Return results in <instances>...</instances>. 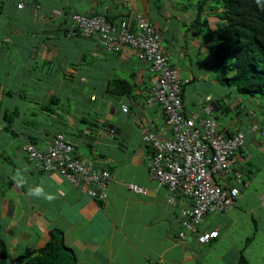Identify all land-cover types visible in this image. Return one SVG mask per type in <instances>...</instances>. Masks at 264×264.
<instances>
[{
  "label": "crops",
  "instance_id": "0c3cea01",
  "mask_svg": "<svg viewBox=\"0 0 264 264\" xmlns=\"http://www.w3.org/2000/svg\"><path fill=\"white\" fill-rule=\"evenodd\" d=\"M75 4V0H59L58 4L40 0L36 7L17 9L9 5V0H0V191H4L0 198V235L6 244L8 264H14L26 249L44 247L52 230L62 233L65 245L76 253L77 264H239L241 251L246 263L252 264V242L256 236L264 238V209L258 203L264 190H258L254 179L248 180L246 189L240 191V197L228 211L230 215L210 219L211 215H207L199 233L218 232L207 244L198 243V233L187 234L184 241L180 240V212L190 203L179 197L173 206L168 205L167 189L146 172L149 149L140 141V134L162 126L160 110L144 104L149 83L146 67L128 47H122L119 53H107L92 39L74 42L66 33L68 15L73 11L88 17L97 10L94 12L91 7L79 12ZM125 4L129 8L123 7L128 11L106 9V17L110 13L109 17L116 16L117 21L137 11L135 0H126ZM65 8L70 9L66 16L60 14ZM164 23L157 22L167 45L164 50L189 70L194 65L193 59L205 51L202 42L178 27L170 33ZM55 31L59 34L54 35ZM68 35L71 37L67 38ZM86 56L91 58L89 62ZM78 60L82 62L80 68L75 67ZM200 76L197 83L200 86L194 89L193 83L190 90L185 89L188 111L194 110L192 106L198 105L205 94L210 95L209 87L215 88V82L208 83L203 72ZM131 77L133 96L129 98L128 111L123 113L119 102L104 99V92L108 81ZM190 78L192 74L185 80ZM87 85L96 90L90 96L96 97L94 102L99 99L97 107L89 112H85L86 107L85 111L64 112L69 98L77 95L76 89ZM21 96L22 106H18ZM51 97L58 99L51 103ZM25 101L38 106L32 118ZM239 101L236 99L235 103ZM7 111L13 116L10 127L2 120ZM105 124L115 129L114 134L103 130ZM236 129L233 122L219 127L221 132L230 134ZM55 132L73 145L79 160L90 161L95 168L110 173L112 179L105 189V200H91L61 176L42 174L25 161L23 147L28 137L37 139L43 150ZM259 143L264 144V139H249L240 163L252 158L248 147L263 155L264 147ZM25 167L28 171H24ZM17 170H20L17 179L26 181L22 187H17L12 179ZM132 183L144 187L147 193H131L127 185ZM37 186L45 194L52 192L55 199L49 203L44 196H29V188ZM16 215L20 219L11 225L12 234L6 229L5 219L15 220ZM253 234L254 239L246 243ZM15 244L20 248L18 255L11 258Z\"/></svg>",
  "mask_w": 264,
  "mask_h": 264
},
{
  "label": "trees",
  "instance_id": "16d2710c",
  "mask_svg": "<svg viewBox=\"0 0 264 264\" xmlns=\"http://www.w3.org/2000/svg\"><path fill=\"white\" fill-rule=\"evenodd\" d=\"M39 1L40 0H17V2L14 1V7H16L17 3L22 5V7L19 9L28 8V6L36 7L35 3ZM91 1L93 2V4L94 3L97 4L98 2H100L98 0H91ZM109 1L114 2L115 0H109ZM141 1H143V3L146 4L147 6L146 10L148 11V13L150 12L149 15L147 13L144 15L141 13V11L139 12V10H137L138 12L137 11L134 12L131 16L137 15L141 19L146 20L149 23V25L152 27L154 31L153 32L154 35L158 36L160 47L164 52L163 55L165 57L164 62L169 69H174L175 67H178L180 71L181 66H179V62L178 63L176 62L177 61L176 58H173L172 57L173 55L169 51L164 50V48L167 47H163V44L165 43H163V39L161 37L159 27L155 26V23L157 24V22L164 21L166 22L164 24L168 26L170 33L171 31H173L175 28L178 27L182 29L183 32L189 34L192 38H195L202 42L205 51L201 55H198L197 58L195 57L193 60L196 59L195 65L198 66L196 67L197 71H199L198 73L200 74V72H203L205 77H207L208 75L207 73H205L206 70H208L207 69L208 65L205 61H200L201 59H199V57L204 55L209 57L212 61L213 67L215 69V75L213 76L214 79L212 80V82H215V88H211V87L209 88L215 89L216 91V92L215 91L210 92V97H211L210 103L214 104V110L212 111L211 116L204 115L202 109L203 107L207 106L209 102H206L203 99L199 101L198 105L195 103L196 105L194 104L192 106L195 107L194 110L188 111L186 109L185 107L186 102L184 97L186 92L185 89L187 88V86L191 85L196 78L194 75H192V78H190L189 80L182 79L180 77V72H179L178 96L181 102V106L183 108L182 116L188 118L193 114L198 113L199 117L194 121L195 126L198 124V122L202 120L211 119L213 122L216 123L215 133L219 134L222 133L219 130L220 126L217 123L219 115L228 116L232 112V117L229 119L231 120V122L234 123L237 129L231 134L228 132H223V134L228 139L234 138L239 134L242 137V143L238 145L229 155L231 163L228 169L225 170V174L221 175L220 178H218V180L219 179L223 180L222 182L228 184L230 187L236 186L238 187L237 189L239 190V192L240 191L243 192L246 189L245 187L247 185L248 180L250 182L252 179L256 178L255 173H253V171L249 168V166L251 165V160H253V157L257 156L264 161V157H263L264 152L263 155H259L258 152L253 151L254 149L252 147H248L247 152L253 153L252 158L249 160V162L240 163L242 158L246 155V148L249 139H258V140L264 139V120H263L264 116L260 115L262 120L258 118V116H256L257 113H255V111H253L248 106V104L250 103L249 102L244 103V101L240 99V97H249L253 99L255 98L257 100L264 99V0H187L188 1L187 4L182 5V9L176 8L174 10L178 14H179L178 11L184 13L183 14L184 16H181L179 18L177 17V15L173 13V11L171 12V10L174 9L173 8L174 3L165 4V2H162L161 0H141ZM166 7H170V10H168L169 13H167ZM69 10L70 9L65 8L63 12H60V14L66 16V12H69ZM126 10L127 9H125L124 11ZM130 10H132V8ZM151 10H152V14H151ZM72 13L75 12L72 11ZM129 15L130 14L125 15V17H128ZM68 16L69 17L67 18H68L69 26L66 33L72 36L74 42H77V40L80 39L81 40L92 39L95 41V44H97V46L100 49L104 50L107 53L120 52L119 50H117L118 48L116 49L117 51L105 50L100 45L99 41H97L95 38L84 37L82 30L79 29V27L77 26L74 27L73 23H71V16L73 15L69 14ZM95 16H98L97 12L93 15L88 16V18H92ZM116 18H117L116 16L113 18L105 16V19L109 22H112V24H116L119 22V21H115ZM105 19L104 22H106ZM212 19L216 20L215 27L213 29L211 25ZM124 20L119 22L118 26H120V24ZM172 20L175 21L174 25L172 24ZM135 24L136 21H133V23L130 24L129 26L130 32L133 33L135 32L133 26ZM59 32L61 33V30ZM53 33L54 35L59 34L56 31ZM71 36L68 35L67 38ZM124 46L128 47L131 50H134L129 43H124ZM165 46L167 45L165 44ZM133 52L136 55L137 59L146 67L145 71L148 75L149 83L144 93V104L147 106H155L160 110L162 115V126L158 129L160 130L166 127L167 117L165 116L166 110L163 109L162 105L154 104L150 102V99L152 98V94L150 93L151 90L150 80L154 76L153 72H150L151 62L146 61L145 59L144 60L140 59L137 56L136 51ZM59 53L61 54L62 52ZM81 63L82 62L78 60L77 65H75V67L80 68V66L82 65ZM132 77L127 80L116 78L108 81V89H106V91L104 92V99L114 100L119 102V105L121 104L120 105L121 112H123V108H126V112L128 111L127 104L129 98L133 96L131 93L132 92L131 90L134 88ZM208 83H211V81H209ZM223 90L225 91L223 92ZM204 96H207V94H205ZM56 98L57 97H51L49 102L52 103L54 99L56 100ZM95 99L96 97L94 95L89 96L90 102L93 103ZM236 99H240V101L235 103ZM245 106L248 107V111L245 110ZM240 116L242 117L244 116L245 120L242 121ZM12 119L13 116L9 114L8 111L3 115L2 118V120L7 125V127H10L12 123ZM46 123H48L49 125L48 121ZM6 129H7V133L10 134L11 132L10 128H6ZM103 130L106 133L112 135L114 134L115 129L113 130V128H111L109 124H105L103 125ZM148 131L153 132L152 130L149 129ZM57 134L62 135L60 132H55L51 134L50 144L47 146V148L53 144V140ZM142 136L143 134L141 133L140 141L143 143V145L148 147L149 149L148 159H149L154 155L155 150L151 147L150 144L146 143L142 139ZM27 140L28 142H26L23 147L25 161L28 164L33 165L42 174L43 173L55 174V172L48 173V171L47 172L41 171L36 166L37 161L34 159L30 160L29 154L25 149L27 145H31L35 150L40 152H44L47 148L42 150L39 148V146L37 147L38 141L35 138L28 137ZM65 141L68 142V140ZM260 146L264 147V144H260ZM211 152L212 151L209 149L208 153ZM147 161L145 163V166L147 164ZM243 169H245V171ZM263 169H264V162L262 163L261 169H257V170L255 169L256 170L255 172L262 173L264 172L262 171ZM146 172L149 176V172L147 168H146ZM235 179L239 180V184L236 185V183H234ZM218 184L220 185V182H218ZM133 185H137V184H133ZM163 186L167 189L165 185ZM3 195H4V191L2 192L0 191V198L1 196L3 197ZM136 195H140V194H136ZM179 197L180 196L176 198ZM224 212H219V213H224ZM254 236L255 234L251 235L246 239L245 242L246 243L251 242L254 239ZM7 257H8V252L6 249V244L0 235V264H8ZM14 264H77V263H76L75 253L71 248L65 245L63 241L62 233L57 230H52L49 232V240L46 242L44 247L40 249H26L22 255L18 256L15 259ZM239 264H247L242 251L239 256Z\"/></svg>",
  "mask_w": 264,
  "mask_h": 264
},
{
  "label": "built area",
  "instance_id": "2783aa9c",
  "mask_svg": "<svg viewBox=\"0 0 264 264\" xmlns=\"http://www.w3.org/2000/svg\"><path fill=\"white\" fill-rule=\"evenodd\" d=\"M134 21L133 33L129 31L132 19H126L118 26L121 21L116 24L104 22L100 15L92 18L71 16L73 26L79 27L84 37L95 38L105 50L117 51L120 44L129 43L140 59L151 62L150 72L154 76L150 80V102L162 105L167 120L165 128L142 132V139L155 150L146 168L151 179L167 187L168 205L173 206L178 196L190 203L180 212L182 231L178 234L179 239L184 241L187 234L198 233V241L207 243L217 236V232L199 233L205 216L230 210L240 195L238 187H230L226 183L219 185L215 178L225 174L231 163L229 155L242 143V137L238 134L228 139L223 133H215L216 123L211 119L202 120L195 126L198 113L188 118L182 116L183 108L178 96L179 68L166 66L158 36L154 35L149 23L138 16ZM203 100L209 104L203 107L202 112L211 116L214 110L211 97L204 96ZM25 149L30 160L37 161L36 166L41 171L55 172L89 199L105 200V189L112 179L110 173L94 168L90 161L79 160L73 145L62 135L57 134L53 144L44 152L31 145ZM209 149L211 153H208ZM234 183L237 185L239 180L235 179ZM127 187L136 194L147 193L137 185L128 184ZM260 201L264 207V196Z\"/></svg>",
  "mask_w": 264,
  "mask_h": 264
},
{
  "label": "rangeland",
  "instance_id": "374dc122",
  "mask_svg": "<svg viewBox=\"0 0 264 264\" xmlns=\"http://www.w3.org/2000/svg\"><path fill=\"white\" fill-rule=\"evenodd\" d=\"M54 4H58V2H59V0H51ZM76 2H77V4H75V9L77 10V11H79V12H85V11H87L89 8H91L92 7V9L94 10V12H95V9H97L96 10V12L97 13H103V14H105L106 13V9L107 10H116V11H124L125 10V8H123V6H125V7H127V8H129V6L128 5H126L125 4V1L126 0H115L114 2L113 1H109V0H98V1H100V2H98L97 4H93V2L91 1V0H75ZM162 2H165V4L166 3H168V4H170V3H174V5H173V10H171V12L173 11V13L175 14V15H177V17L179 18V17H181V16H184L183 14L184 13H182V12H180V11H178L179 12V14L178 13H176L174 10L177 8V9H182V5H185V4H187V0H161ZM7 2V1H6ZM189 2H191V1H189ZM9 5L11 6V7H14V1L13 0H9ZM190 5V4H189ZM136 7H137V10H139V12L141 11V13L142 14H146V8H147V6H146V4L145 3H143V1H141V0H136ZM168 10H170V7H166V11H167V13H169L168 12ZM170 12V13H171ZM190 12V11H189ZM148 15H149V13H147ZM151 14H152V10H151ZM81 16V15H80ZM104 16H106V14L104 15ZM109 16H111V14L109 13V15L107 16V17H109ZM19 20H21V18L19 19ZM24 20V19H23ZM216 20H211V25H212V27H215V22ZM172 24L174 25L175 24V21L174 20H172ZM155 26H157V24L155 23ZM165 45L163 44V47H164ZM86 61L87 62H89L90 60H91V58L90 57H88V56H86ZM199 59H201L200 61H205L206 63H207V69L208 70H206V72L205 73H207L208 75H207V77H206V80L207 81H211L212 82V80L214 79V75H215V69H214V67H213V64H212V61H211V59L209 58V57H207V56H201V57H199ZM196 60V59H195ZM195 60H194V65L192 64V66H191V68L189 69V70H187V69H185L182 65H179V66H181L180 67V77L182 78V79H185L186 77H189L190 76V74H192V75H194L195 76V82H193V83H195V87H194V89H196V86L197 85H199V84H197L198 83V80H199V78L201 77L200 76V74L198 73L199 71H197V69H196V67H198V66H196L195 65ZM210 65V66H209ZM196 66V67H195ZM210 67H213V68H210ZM200 70H203V69H200ZM204 79H205V77H204ZM192 83V84H193ZM191 84V85H192ZM191 85H189V86H187V90H190V88H191ZM200 86V85H199ZM83 89V90H82ZM82 89H76V96H74V98L73 99H71V98H69V104H68V109L67 110H64V112L66 111V112H74V110H81V111H85L84 109H85V107L87 108V111H85V112H89V109H93L94 107H97V105H98V103H99V99H97V101L96 102H94V103H90L89 102V96H90V94L92 93V92H96V90L95 91H93V89H92V86L91 85H87V86H85V87H82ZM221 89H223V88H221ZM226 90V89H225ZM225 90H223V92L225 91ZM83 91H84V95L85 96H83ZM213 91V89H209V93L210 92H212ZM216 92V91H215ZM223 92H221V93H223ZM26 97V100H29L30 99V96H25ZM240 99L242 100V101H244V103H247V102H252V104L250 103V104H248V106L253 110V111H255V113H257V115L256 116H258V118H261L260 117V115L261 116H264V99L262 100V99H259V100H257V99H255L254 98V100H253V98H249V97H240ZM19 101L17 102V104H18V106H22L21 104H20V100H23V96H21L19 99H18ZM0 101H2V100H0ZM256 101V102H255ZM21 102H23V101H21ZM27 103V101H25V104ZM247 105V104H246ZM62 106H67V105H62ZM26 107H27V109H28V111L29 112H27L29 115H30V117L29 118H32L33 117V115H32V113L33 112H35V110L38 108V106L37 105H35L33 102L31 103L30 101L26 104ZM51 110H55V107H51ZM97 110H98V108H97ZM245 110H247L248 111V107L247 106H245ZM250 110V109H249ZM28 114H26V115H28ZM92 115V114H91ZM232 117V112L228 115V116H224V115H219V118H218V124H219V126L220 127H225V126H227V124H229L230 122H231V120L229 119V118H231ZM86 118L89 120L90 119V117H88V116H86ZM94 118V117H93ZM93 118H92V120H93ZM240 118H241V120L242 121H244L245 120V117L243 116H240ZM28 121V120H27ZM62 121V120H61ZM90 121V120H89ZM61 124H62V122H60ZM39 146V148L41 147V145H38V142H37V147ZM264 161L262 160V159H260L259 157H257V156H254L253 157V160H251V165L249 166V168L253 171V173H255V179H254V183L258 186V190L259 191H262V190H264V172H262V173H257V172H255L257 169H261V166H262V163H263ZM248 167V166H247ZM256 169V170H255ZM244 171H245V169H243ZM243 171V172H244ZM262 171H264V169L262 170ZM57 175V174H56ZM255 184H252L251 185V188L252 189H255L256 187V185ZM251 192V189H249V193ZM248 193V194H249ZM46 195H50V196H52V199H55L54 197H53V194H52V192H48ZM44 199H46V198H44ZM49 203L51 202V200H48V199H46ZM236 211V208L233 210V212H235ZM229 212H224V213H213V214H207L208 216L209 215H211L210 217H208V219H210L211 217H215V216H220V215H225V214H228ZM207 215L205 216V217H207ZM229 215H230V213H229ZM20 218H18V215H16V217H15V220H12V221H7L6 219H5V223H6V229L7 230H9L10 229V231H11V233L13 234L14 233V230H13V228H12V224H14L16 221H18ZM15 225H17V224H15ZM235 226H237V225H235ZM231 230H233V231H235V228H231ZM237 241V240H236ZM238 242V241H237ZM253 243V257L251 258V263L252 264H264V238L263 237H261L260 235L259 236H256V238H255V240L252 242ZM261 247H262V249H261ZM12 248H13V250H12V256L11 255H9L11 258H15L16 257V255H18V251H19V246L17 245V244H15V245H13L12 246ZM75 253V252H74ZM75 255H76V253H75ZM261 257V258H260Z\"/></svg>",
  "mask_w": 264,
  "mask_h": 264
},
{
  "label": "clouds",
  "instance_id": "9594fccd",
  "mask_svg": "<svg viewBox=\"0 0 264 264\" xmlns=\"http://www.w3.org/2000/svg\"><path fill=\"white\" fill-rule=\"evenodd\" d=\"M17 5H18V3H17ZM17 5H16V8L17 9H19L18 7H17ZM72 15H78L77 13H71ZM98 15H100V16H102L104 19H105V16L104 15H101V14H98ZM132 14H130L128 17H125L124 16V18H121V19H118L117 21H122V20H126V19H132L133 21H134V19L136 18V16H131ZM106 20V19H105ZM107 21V20H106ZM107 22H109V21H107ZM109 23H112V22H109ZM207 96H210V95H207ZM202 99H203V97H202ZM213 105V107H214V104H212ZM223 133V132H222ZM24 171H28V169H27V167H25L24 168ZM20 175V170H17V172H16V174L12 177V179L16 182V185H17V187H22L25 183H26V181H25V179L24 180H18L17 179V177ZM216 179H218L217 177L215 178V183H217L218 184V182H216ZM220 181H221V179H219ZM223 181V180H222ZM224 182H222L220 185H222ZM239 184V183H238ZM28 195L29 196H35V197H37V198H39V197H41V196H44L46 199H48V200H51L52 199V196H50V195H46L45 193H44V189L42 188V187H39V186H37V187H34V188H29V190H28ZM240 195H241V193H240ZM240 195H239V197H240ZM264 196V193L258 198V203H259V206L260 207H262L263 209H264V207L261 205V201H260V199H261V197H263ZM238 197V198H239ZM237 198V199H238ZM236 199V200H237ZM92 200V199H91ZM235 200V201H236ZM235 204V203H234ZM234 206V205H233ZM233 208V207H232ZM231 208V209H232ZM230 209V210H231ZM230 210H228V211H230ZM228 211H226V212H228ZM214 232H216V231H214ZM217 236H218V232H217ZM216 236V237H217ZM179 237V236H178ZM198 237L199 236H197V241H198ZM216 237H214V238H211V239H209V241L210 240H212V239H215ZM208 241V242H209ZM207 242V243H208ZM198 243H200L199 241H198ZM207 243H200V244H207Z\"/></svg>",
  "mask_w": 264,
  "mask_h": 264
},
{
  "label": "bare ground",
  "instance_id": "6f19581e",
  "mask_svg": "<svg viewBox=\"0 0 264 264\" xmlns=\"http://www.w3.org/2000/svg\"><path fill=\"white\" fill-rule=\"evenodd\" d=\"M82 17H83V18H86V16H82ZM87 18H88V17H87ZM122 47H125V46H124V43H122V44L119 45L118 50L121 49ZM130 50H131V49H130ZM131 51H135V50H131Z\"/></svg>",
  "mask_w": 264,
  "mask_h": 264
}]
</instances>
